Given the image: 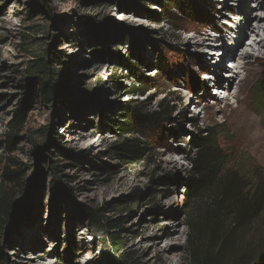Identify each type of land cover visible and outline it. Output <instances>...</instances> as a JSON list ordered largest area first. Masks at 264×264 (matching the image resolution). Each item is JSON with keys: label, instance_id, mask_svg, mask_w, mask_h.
<instances>
[{"label": "rangeland", "instance_id": "374dc122", "mask_svg": "<svg viewBox=\"0 0 264 264\" xmlns=\"http://www.w3.org/2000/svg\"><path fill=\"white\" fill-rule=\"evenodd\" d=\"M192 1L205 13V21L179 11L161 16L160 6L150 0H0V175L6 169L15 172L9 193L12 203L26 210L0 230V250L8 257L7 264H191L190 226L196 212L184 203L180 184L191 166L186 143L190 131L218 128L219 144L230 158L226 169L237 170L250 188L264 183V160L248 143L250 137L255 145L264 142V132L257 133L264 131V97L256 93L264 46H257L244 64L240 56L258 36L235 33L238 37L231 38L233 31L238 32L232 27L239 25L235 17L246 15L241 2L254 0ZM250 22L256 24L254 17ZM242 25L243 31L246 21ZM196 26L210 29L221 45L215 58L207 53L202 58L196 40H185ZM161 52L169 60L167 73L157 65ZM118 56L131 59L151 80L143 96L128 94L135 82L129 81L125 68L114 65ZM44 58H50L58 81L64 82L54 83L51 102L33 74L34 62L40 64ZM234 62L239 63L241 76L229 87L223 72L231 73ZM210 67L212 74L218 72V80L223 78L216 81L217 87L204 77ZM246 68L250 75L236 98ZM116 76L124 83L120 88L114 83ZM196 77L206 82L204 87L195 88ZM217 89H228L230 96L221 99ZM164 98L170 100L172 114L162 137L108 128L117 124L114 120H124L120 114L127 101L139 99L144 111H151ZM21 101L27 122L10 142ZM51 125H56L59 141L45 136ZM126 139L138 141L146 150L136 158L120 155L114 147ZM54 166L61 171L58 181L64 190L59 193L53 189ZM165 177L170 178L169 186L157 183ZM219 186L217 182L209 194L214 200ZM133 193L140 195L138 204L133 211H124L136 201L129 198ZM204 203L195 206L202 209L207 207ZM86 209L96 215L93 220ZM106 219L121 224L115 230L122 241L118 251L110 242ZM176 221H182V245L170 250L167 255L172 258L165 261L160 254L167 240L157 247L156 235ZM247 259L248 264H264V212L243 229L226 254V264H246Z\"/></svg>", "mask_w": 264, "mask_h": 264}, {"label": "trees", "instance_id": "16d2710c", "mask_svg": "<svg viewBox=\"0 0 264 264\" xmlns=\"http://www.w3.org/2000/svg\"><path fill=\"white\" fill-rule=\"evenodd\" d=\"M150 3H156L162 9L161 16H173V11H179L186 17L205 21V13L201 12L200 7L192 0H150ZM120 6L126 5L120 3ZM203 16V17H202ZM174 19L170 17V19ZM169 20V19H168ZM219 31V29H215ZM48 54V51L45 52ZM105 52L102 57H105ZM48 57V56H46ZM55 59L59 58L54 52ZM114 65L120 64L121 69H126V75L129 81L135 82L131 85L128 91L130 96H143L147 89V84L151 80L146 77L141 71V68L131 59H126L122 56L115 57ZM34 61V60H33ZM33 71L34 79L42 84V95L48 102L53 100L56 94L54 83H64L58 81L59 74L51 68L49 59H42L41 63H36ZM157 65L163 72H168L169 60L161 52L157 57ZM58 77V78H57ZM116 76L114 83L117 87H122V83ZM205 81L196 77L193 81L195 88L205 86ZM126 87V86H125ZM256 93L258 96L264 97V65L260 77L256 83ZM167 96V95H166ZM144 102L136 99V101H127L125 103L123 113L120 115L124 120H114V125H109L112 130H120L123 133L136 132L146 134V136L162 137L165 124L171 120L172 108L170 100L164 98L159 102L157 108L151 111H144ZM189 122L193 119L189 118ZM27 122V114L24 110V102L21 101L20 106L15 110V116L12 120L11 130L14 135H9V141L14 142L16 134L20 133ZM221 132L218 128L200 129L199 131H190L189 139L186 141L189 151L187 160L190 162V169L186 176L181 179L184 190V203H189V208L195 210L196 215L193 224L190 226L194 237L189 239L191 264H226V254L231 247L238 242L244 228L248 227L254 219L264 212V183L250 188L244 182V177L241 176L235 169H226L230 163L229 155H226L219 144ZM46 137L52 140L59 141L61 135L58 133L56 125H51L47 128ZM45 146V144H44ZM62 148L61 146H59ZM120 155H128L131 158L140 156L146 150V147L141 146L138 141L132 142L126 139L122 144L114 147ZM65 154V150L61 149ZM67 155V154H66ZM55 174L53 189L58 193L63 191L58 178L60 169L58 166L52 167ZM15 172L6 169L0 175V230L11 226L14 221L21 215L20 207L12 203L8 185L15 181ZM163 182L169 186L170 178H160L156 180ZM219 182L220 186L217 199L214 200L209 194ZM179 185V184H178ZM66 190V189H65ZM178 190L176 191V194ZM139 193H133L129 198L136 200L130 207L123 208L124 211H133V207L138 204ZM207 203V207L200 209L195 206L200 202ZM55 202V197L52 205ZM204 203V204H205ZM213 203L216 205L214 206ZM90 215V219H94L96 215L85 210ZM99 217L103 218V214ZM105 220V219H103ZM107 232L110 233V242L116 245V251L122 245L120 233L115 231L120 229L121 224L117 220H107ZM120 231V230H119ZM75 239L73 237L72 248L69 250L70 255H74ZM242 258V257H241ZM246 256H243V259ZM245 262L248 264L251 259ZM8 257L0 250V264H7ZM124 264V263H123Z\"/></svg>", "mask_w": 264, "mask_h": 264}, {"label": "bare ground", "instance_id": "6f19581e", "mask_svg": "<svg viewBox=\"0 0 264 264\" xmlns=\"http://www.w3.org/2000/svg\"><path fill=\"white\" fill-rule=\"evenodd\" d=\"M229 1V0H227ZM254 3H249L248 2H241L243 3L242 6L240 7V9L243 11V14H246L243 18L240 17H235L236 20H239V25L238 26H234L232 25V27H236V31L238 32H234V35L231 36V38H235L238 37L236 34H239L242 37H248L250 36V32L252 34H254L255 36H258V38H254L253 43H249V47H244L242 48V50H244L240 56V58L244 59V64H248L250 61H245V59H247L248 57H252V54L254 52V50L256 49L257 46H264V0H254ZM240 3V4H241ZM228 4V2H227ZM255 11V13H254ZM219 15H224L223 11H219L218 12ZM254 17L256 24L253 25L251 21V19ZM120 20V19H119ZM246 21V28L245 30L242 31L243 27V22ZM215 28V26H214ZM229 31V30H228ZM236 33V34H235ZM192 35H189L185 38V40L187 42H190L191 38H194L196 40V46L199 47L201 49V56H203L202 58H206V53L207 54H213L214 56L211 57L215 58L216 56H218V54L220 53V51L218 50H222L221 49V45L218 42V40L210 33V29H205L202 28V26H196L193 27V30L191 31ZM212 37V38H211ZM242 44V40L241 42H239L236 46H240ZM209 46H211V49H209L210 51H208L206 48ZM259 50V49H258ZM230 53H228L227 57H230L229 55ZM205 55V56H204ZM223 55L225 56L226 53H223ZM218 63V61L216 62ZM219 65V64H218ZM232 69V72L230 73V75L228 76V78L226 79L228 82V86L232 83V81H234L236 78L241 76V70L239 69V63L234 62L230 64ZM220 66V65H219ZM219 68V67H218ZM213 69V67H210V69H207V71H211ZM219 70V69H218ZM238 70V71H236ZM244 71H245V67H244ZM212 74V72H210ZM218 74V72H216ZM215 73V74H216ZM215 74H213L214 76H216ZM225 76V74H223ZM250 75V70L247 73V68H246V74L245 76H243L242 79L239 80L238 84H237V91L235 92V97L237 98L238 95L242 92L245 83L248 81L247 77ZM205 78L209 79V75H205ZM216 81L221 82L222 81V76H219V80H218V76L215 77ZM230 87V86H229ZM227 88V86H226ZM223 92H225V94L221 97H219V99H226L228 96H230V91L228 89H226V91H221V89H217V91L215 92L217 95L219 94L222 95ZM245 118V117H244ZM242 120H245V119ZM249 119V118H248ZM254 123H256V121L254 120ZM259 126V124H258ZM248 130H250V127L247 128ZM261 132H264L263 130L259 129L257 131L258 134H261ZM244 133L249 134L247 130L244 129ZM254 134H252L253 136ZM248 143L249 145H253L254 147L252 148L255 152L259 153V157L261 159L264 160V142L263 143H258L255 145L254 142V138L250 137L248 139ZM176 163V161L174 162L173 160H171V163ZM180 223H182V221H176V223L173 224L172 228H166L164 229L163 233L161 234H157V241L155 242V246H160V242L162 244V242H164L165 240V247L163 249V252L160 254L161 257L165 260L168 261L170 260L172 257H169L167 255V253L174 249L175 247H179L181 244L180 239L181 236L183 235V231L180 230ZM175 255V254H174ZM176 257V256H175Z\"/></svg>", "mask_w": 264, "mask_h": 264}, {"label": "water", "instance_id": "95a60500", "mask_svg": "<svg viewBox=\"0 0 264 264\" xmlns=\"http://www.w3.org/2000/svg\"><path fill=\"white\" fill-rule=\"evenodd\" d=\"M26 210H25V208L24 207H20V213H21V215H22V213H24Z\"/></svg>", "mask_w": 264, "mask_h": 264}]
</instances>
